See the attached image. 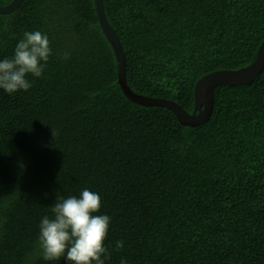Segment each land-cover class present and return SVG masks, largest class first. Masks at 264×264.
Listing matches in <instances>:
<instances>
[{"label": "trees", "instance_id": "trees-1", "mask_svg": "<svg viewBox=\"0 0 264 264\" xmlns=\"http://www.w3.org/2000/svg\"><path fill=\"white\" fill-rule=\"evenodd\" d=\"M104 6L131 89L190 113L201 77L250 65L264 41V0ZM35 30L51 42L43 76L0 89V264H68L43 259L39 224L84 188L111 217L105 264H264V69L219 86L210 119L188 126L126 96L95 0H23L0 14V60Z\"/></svg>", "mask_w": 264, "mask_h": 264}, {"label": "clouds", "instance_id": "clouds-1", "mask_svg": "<svg viewBox=\"0 0 264 264\" xmlns=\"http://www.w3.org/2000/svg\"><path fill=\"white\" fill-rule=\"evenodd\" d=\"M51 55V42L46 33L25 31L13 56L0 60V89L10 95L19 90L28 91L32 83L27 77H42ZM69 56L64 54L65 59ZM101 207V196L87 188L79 196L57 197L51 206V216L45 215L39 224L38 246L43 259L64 258L68 264H105L102 257L110 258L105 241L111 217L97 214ZM123 246V241L117 242L118 249ZM121 264L127 261L122 260Z\"/></svg>", "mask_w": 264, "mask_h": 264}, {"label": "water", "instance_id": "water-1", "mask_svg": "<svg viewBox=\"0 0 264 264\" xmlns=\"http://www.w3.org/2000/svg\"><path fill=\"white\" fill-rule=\"evenodd\" d=\"M23 0H12L0 6V14L15 12ZM100 25L110 41L118 61L119 84L132 101L146 106H163L171 109L183 125L198 126L207 122L214 110L215 92L221 85H247L252 83L264 69V41L260 45L253 63L236 70H217L201 77L194 90L195 106L192 113L177 102L160 97H150L134 92L128 84L126 57L123 45L116 30L111 26L105 12L104 0H95Z\"/></svg>", "mask_w": 264, "mask_h": 264}]
</instances>
